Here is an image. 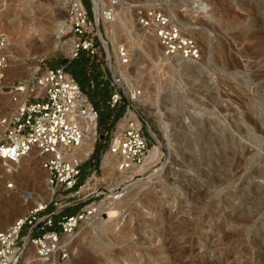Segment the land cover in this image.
Instances as JSON below:
<instances>
[{
	"label": "rangeland",
	"instance_id": "obj_1",
	"mask_svg": "<svg viewBox=\"0 0 264 264\" xmlns=\"http://www.w3.org/2000/svg\"><path fill=\"white\" fill-rule=\"evenodd\" d=\"M56 1L0 0V26L12 23L18 6L37 4L39 13L22 11L14 30L21 39L12 44L20 55L9 63L15 70H7L9 80L32 76L45 59L80 74L89 95L98 98L97 141L79 183L93 169L101 180L105 131L123 111L107 104L113 74L127 70V81L143 90L141 111L158 139L147 126L145 131L161 150L160 159L145 165L150 180L130 188L115 214L82 222L65 242L71 250L66 264H264V0H121L115 27L109 30L104 21L105 49L94 58L82 54L77 63L60 50L42 56L54 45L56 23L68 19ZM84 1L93 14L92 0ZM151 3L163 6L198 41L200 60H160V47L136 20V9ZM33 19L47 26L45 37L26 32ZM73 39L69 30L62 42ZM122 45L132 58L128 67L119 58ZM3 103L6 113L9 98L3 96ZM20 166L11 179L0 174V230L51 193L41 158L30 155ZM88 192L76 197L75 207L103 200H88ZM101 245L105 249L98 250ZM40 260L30 263H49Z\"/></svg>",
	"mask_w": 264,
	"mask_h": 264
},
{
	"label": "built area",
	"instance_id": "obj_2",
	"mask_svg": "<svg viewBox=\"0 0 264 264\" xmlns=\"http://www.w3.org/2000/svg\"><path fill=\"white\" fill-rule=\"evenodd\" d=\"M119 1L92 0V14L84 0H70L68 21L76 35L72 59L83 51L94 58L99 55L100 48L105 49L108 41L104 38V34L107 36L104 18L96 16V5L100 9L106 4L103 16L114 20ZM136 20L140 29L157 39L160 60L165 62L180 57L194 62L201 59L202 49L198 41L186 33L163 6L152 3L139 6ZM8 47V36L0 33V81H5L0 85V95L8 97L13 105L0 115V165H19L24 157L35 152L47 172L46 181L52 197L0 230V264H21L26 244L33 246L41 258L50 261L48 264H66L71 250L70 242L62 243L63 236L69 235L72 239L81 223L96 213V208L91 206L96 200L79 207L74 213L65 212L67 208L79 205L80 200L76 197L89 191L88 200L102 197L118 201L128 188L144 177L143 168L154 146L145 131L149 124L137 98L144 92L139 87L132 91L133 84L127 81V70L125 74L112 75L113 88L107 104L113 110L123 108V111L113 127L105 131L108 143L104 157L109 151L116 158V172L120 175L113 183L112 191L104 181L95 179L97 169L90 170L87 178L79 183L82 167L92 153L80 160L73 155V149L85 140L89 113L96 119L98 129L99 109L65 65L52 66L43 59L32 76L6 80ZM118 53L122 64L128 67L131 64L128 47L120 46ZM94 86L92 80L91 87ZM100 169L102 172V166ZM89 180L97 184L84 190ZM49 205L54 209L48 212Z\"/></svg>",
	"mask_w": 264,
	"mask_h": 264
},
{
	"label": "bare ground",
	"instance_id": "obj_3",
	"mask_svg": "<svg viewBox=\"0 0 264 264\" xmlns=\"http://www.w3.org/2000/svg\"><path fill=\"white\" fill-rule=\"evenodd\" d=\"M121 2V0L119 1ZM56 3H60V4H63V8L67 11L66 14H68V11H69V6H70V0H57ZM153 4V3H152ZM30 5V6H29ZM105 5V4H104ZM120 5V4H119ZM155 5V4H153ZM109 7V5H108ZM29 8L30 9V12L31 13H34V15L38 14L37 11L38 10V6L36 4V6H34L33 4L29 3V4H22L20 6H18V13L15 14L13 20H12V23L10 24H5V25H2L0 26V33L2 32H5L7 33V36L9 38V47H8V54H9V63L11 62L12 58L14 55H20L18 54V49H15L14 48V45L12 43L15 44V42H17V40H20L19 39V36L17 34L20 35V33H15L14 30L17 31L18 26H20L19 24V19L20 18V15H22V11H25V9ZM106 9L104 8V6H101L100 9L97 8V5H96V16L97 17H103L104 18V21L105 23L107 24V27L110 29H113L115 27V24L118 22V12H117V16L114 20H108L106 19L104 16H103V10ZM28 10V9H27ZM26 12V11H25ZM41 14V13H40ZM35 17V16H34ZM37 18V17H36ZM2 23V22H1ZM139 27V26H138ZM26 32L30 35V36H40L41 38L42 37H45L46 35H44V33L48 30L47 29V26L45 27L44 25H42V23H38L37 21H35V19L29 21L25 26H24ZM140 29V27H139ZM71 30V25H70V22L68 21V19L64 18V20H61L59 22L56 23V26L53 28L52 32L55 33V41H54V45L53 46H48L47 48H44L42 52H44V55L42 54V56H47L49 53H55L57 51H62L64 52L66 55H71L72 51H73V48L75 46V43L76 41L73 39L72 41L70 42H67V43H63L62 42V37L63 35L67 32ZM142 30V29H140ZM112 31V30H111ZM114 31V30H113ZM144 31V30H142ZM51 32V31H50ZM145 32V31H144ZM48 33V32H46ZM109 33V32H108ZM146 33V32H145ZM22 34V32H21ZM150 35V34H148ZM16 36L18 37V39L16 40ZM150 39H152V41L154 42V44L156 43V48H157V44H158V41L157 39L150 35ZM205 41V40H204ZM20 42V41H18ZM17 42V43H18ZM149 43V42H148ZM21 44V43H20ZM47 44V43H46ZM17 45V44H16ZM49 45V44H48ZM159 46V44H158ZM160 47V46H159ZM41 52V53H42ZM128 52H129V49H128ZM38 55V54H37ZM36 55V56H37ZM35 56V57H36ZM38 57V56H37ZM131 57V56H130ZM41 58V57H40ZM120 58V57H119ZM177 59H180V60H183V61H190V60H185V59H182L180 57H177ZM121 60V59H120ZM132 60V58H131ZM41 62L39 63L38 67L40 66ZM37 66V65H36ZM10 71L12 72H15L14 69H12V67L9 66L8 68ZM37 69V68H36ZM9 73V72H8ZM33 75V74H32ZM11 77V76H10ZM6 80H9V77L8 75L6 74ZM3 82L5 81H0V84H2ZM135 88L133 87L132 91L134 90ZM138 98V101L139 103H142L144 102L145 103V100H144V96L141 95ZM83 99H86V96L83 97ZM10 101V100H9ZM143 103V104H144ZM88 104V103H87ZM6 106L7 104L3 103V96L0 95V114L3 113L6 109ZM11 107H13L12 104H10ZM89 116L90 118L87 120V124H86V129H87V133H86V137H85V140L83 141L82 145L79 146V147H76L73 149V155L75 157H77L78 159L80 160H85L86 158L89 157V155L92 153L93 151V148H94V143L96 141V138H97V130H96V119L93 117V115L91 113H89ZM151 132H152V135L157 138L156 134L152 131L151 129ZM1 133V131H0ZM158 139V138H157ZM161 145V144H159ZM160 148L159 147H154L151 151H150V155L148 157V159H151V160H154V159H158L160 157ZM36 153L35 152H31L29 155H27L26 157L23 158L22 161H24V159H26L27 157H29L30 155H35ZM36 156H38L36 154ZM236 157V155L234 156V158ZM40 158V157H39ZM105 160L103 162V175L101 177V181H104L107 185V188L109 190H114V185L113 184L116 179L119 177L120 174H118L116 172V167H115V164H116V161H115V157L108 151L105 155ZM147 159V161H148ZM160 159V158H159ZM21 161V162H22ZM21 162L19 165H11V164H8V165H4V164H1L0 165V174H4L5 177H7L8 179H11L12 177H14V175L17 173V174H20V170H21ZM147 163V162H146ZM146 165V164H145ZM29 168L31 167L30 165L28 166ZM28 168V169H29ZM145 168V166H144ZM143 168V169H144ZM143 174H144V177L140 178V180L138 182H136L135 184L132 185V187L130 188H133V187H136L138 185H143L145 183H147L151 176H149V172L148 174H145V170L143 171ZM93 178V176H92ZM33 179L35 181L38 180L37 178V175L34 174L33 176ZM95 179L97 180L98 179V175H95ZM93 183L90 182V180L88 181V183L86 184V186L84 187V190L86 189H89V188H93L94 185ZM128 188L127 191L130 189ZM144 188V187H143ZM131 190V189H130ZM129 190V191H130ZM51 191V190H50ZM126 191V192H127ZM128 191V192H129ZM126 194V193H125ZM52 197V192L48 195V198H42V199H38L39 203L37 204H34L33 206L29 207L26 212L31 209L32 207H35V206H39V205H44L45 202L49 201ZM123 198V196H122ZM122 198L118 201H115L113 199H103L99 204L97 202L95 203H92L91 206H94L96 208V213L95 215L91 216V217H88L85 221L87 222L88 220H92L94 217H99L101 218L102 216H110L112 214H115L116 212H114L113 210L116 209L118 207V205L120 204V201L122 200ZM97 203V204H96ZM119 203V204H118ZM116 211V210H115ZM24 215V214H23ZM22 216V215H21ZM21 216H18V217H21ZM17 217V218H18ZM89 233V232H88ZM65 238H62L63 241L62 243H65L67 241H69V239L71 238L69 235H64ZM63 236V237H64ZM27 247V248H26ZM28 247H33L31 245H25L24 247V252L22 254V257H21V264H31L30 261L35 258L37 259V261H35V263H38L40 262V256L38 255L37 253V250L33 247L31 249H29ZM26 248V249H25ZM96 248L98 250H103L105 249L102 245L101 246H96ZM43 260H46V262H50V261H47V259H44V258H41ZM33 264H34V261H33Z\"/></svg>",
	"mask_w": 264,
	"mask_h": 264
},
{
	"label": "trees",
	"instance_id": "obj_4",
	"mask_svg": "<svg viewBox=\"0 0 264 264\" xmlns=\"http://www.w3.org/2000/svg\"><path fill=\"white\" fill-rule=\"evenodd\" d=\"M83 54V56L84 57H86V53L83 51V52H81L80 53V55L77 57V58H74V60L72 61V63H77L78 62V60L82 57L81 55ZM78 66V65H77ZM78 69H80V70H83L84 69V65H83V63H80L79 64V66H78ZM67 71H69L77 80H78V82L80 83V85H81V88H84V89H86L85 91H84V89H83V91L88 95V97L91 99V101H92V103L95 105V107L98 109V102H97V97L96 98H93V97H91L90 95H89V93L87 92V88L89 87L87 84H85V83H83V80H82V77H81V75L80 74H78L77 72H75V71H72V70H70V69H68L67 68ZM96 83H97V81H96ZM97 86V85H96ZM96 86H94V87H96ZM91 88H93V87H91ZM90 88V89H91ZM78 209V207H71V209L70 210H68L67 211V213H74L76 210Z\"/></svg>",
	"mask_w": 264,
	"mask_h": 264
},
{
	"label": "water",
	"instance_id": "obj_5",
	"mask_svg": "<svg viewBox=\"0 0 264 264\" xmlns=\"http://www.w3.org/2000/svg\"><path fill=\"white\" fill-rule=\"evenodd\" d=\"M150 130H151V127L149 126Z\"/></svg>",
	"mask_w": 264,
	"mask_h": 264
},
{
	"label": "crops",
	"instance_id": "obj_6",
	"mask_svg": "<svg viewBox=\"0 0 264 264\" xmlns=\"http://www.w3.org/2000/svg\"><path fill=\"white\" fill-rule=\"evenodd\" d=\"M90 99V98H89ZM91 100V99H90Z\"/></svg>",
	"mask_w": 264,
	"mask_h": 264
}]
</instances>
